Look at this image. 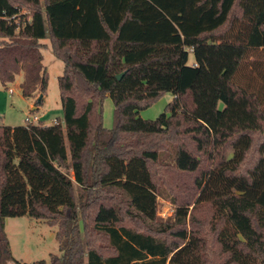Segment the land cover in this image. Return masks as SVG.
I'll use <instances>...</instances> for the list:
<instances>
[{
    "label": "trees",
    "instance_id": "obj_1",
    "mask_svg": "<svg viewBox=\"0 0 264 264\" xmlns=\"http://www.w3.org/2000/svg\"><path fill=\"white\" fill-rule=\"evenodd\" d=\"M48 38L63 63L62 118L0 125V264H211L187 228L205 207L223 264H264L263 103L233 81L264 50V0H0V82L22 73L35 110ZM164 93L165 111L141 119ZM166 168L193 178L163 221L156 178ZM23 216L56 228L48 262L12 257L5 220Z\"/></svg>",
    "mask_w": 264,
    "mask_h": 264
},
{
    "label": "rangeland",
    "instance_id": "obj_2",
    "mask_svg": "<svg viewBox=\"0 0 264 264\" xmlns=\"http://www.w3.org/2000/svg\"><path fill=\"white\" fill-rule=\"evenodd\" d=\"M22 13L27 14L26 9ZM42 44V65L47 73V87L43 96L42 105L37 110H32L35 99L39 97L35 92L33 97L26 98L21 94L19 84L22 81V73L15 76L12 83L3 86L0 82V125L22 126L26 117L33 123V117L38 116L44 125H51L56 119L62 118V108L59 96L58 77L62 74L63 63L56 59L51 51L50 39L40 41ZM194 61L192 53H188V65ZM234 83L241 88L258 94L262 100L264 110V50L251 51L244 59L233 79ZM12 91L11 93L9 91ZM38 95V96H37ZM173 99L170 93H164L150 106L139 111V117L144 120H154ZM102 124L106 129L113 127V103L109 97H105L102 102ZM263 136L255 135V143H259ZM151 142L145 141V144ZM173 143H163L164 156L172 151ZM249 156L253 157L254 154ZM193 178L191 174H180L174 169L166 168L162 170L156 178L158 189L157 216L165 221L171 217L176 205L173 200H180L189 197L190 182ZM193 203L189 206V210ZM195 220L193 224L187 218V228H197L202 238L207 243L211 264H223V256L219 254L216 245L213 243L209 224L208 208H197L193 214ZM55 227H50L43 221L30 219L26 216L7 218L5 234L9 242V249L12 257L22 263H33L43 260L49 261L51 254H59L58 245L55 239ZM4 264H15L12 260H5Z\"/></svg>",
    "mask_w": 264,
    "mask_h": 264
},
{
    "label": "built area",
    "instance_id": "obj_3",
    "mask_svg": "<svg viewBox=\"0 0 264 264\" xmlns=\"http://www.w3.org/2000/svg\"><path fill=\"white\" fill-rule=\"evenodd\" d=\"M9 92L11 93L12 91L10 90ZM33 120H34L35 122H37V121L39 120V118H37V117H33ZM25 122L30 123V122H32V120H31L30 118L26 117Z\"/></svg>",
    "mask_w": 264,
    "mask_h": 264
},
{
    "label": "crops",
    "instance_id": "obj_4",
    "mask_svg": "<svg viewBox=\"0 0 264 264\" xmlns=\"http://www.w3.org/2000/svg\"><path fill=\"white\" fill-rule=\"evenodd\" d=\"M35 109H36V107L33 106V107H32V110H35ZM35 117L39 118V120H40V117H38V116H35ZM5 225H6V220H5Z\"/></svg>",
    "mask_w": 264,
    "mask_h": 264
},
{
    "label": "water",
    "instance_id": "obj_5",
    "mask_svg": "<svg viewBox=\"0 0 264 264\" xmlns=\"http://www.w3.org/2000/svg\"><path fill=\"white\" fill-rule=\"evenodd\" d=\"M121 75L117 76V79H120Z\"/></svg>",
    "mask_w": 264,
    "mask_h": 264
}]
</instances>
